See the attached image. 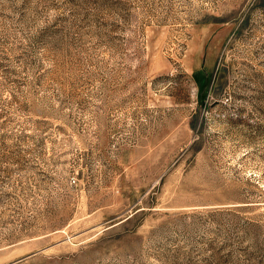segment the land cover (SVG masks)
I'll return each mask as SVG.
<instances>
[{
    "label": "rangeland",
    "instance_id": "1",
    "mask_svg": "<svg viewBox=\"0 0 264 264\" xmlns=\"http://www.w3.org/2000/svg\"><path fill=\"white\" fill-rule=\"evenodd\" d=\"M0 264H264V0H0Z\"/></svg>",
    "mask_w": 264,
    "mask_h": 264
}]
</instances>
